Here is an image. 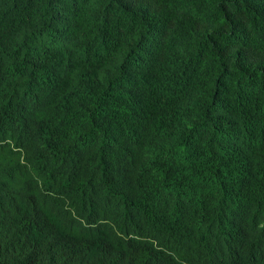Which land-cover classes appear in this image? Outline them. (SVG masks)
I'll return each mask as SVG.
<instances>
[{"label":"trees","instance_id":"16d2710c","mask_svg":"<svg viewBox=\"0 0 264 264\" xmlns=\"http://www.w3.org/2000/svg\"><path fill=\"white\" fill-rule=\"evenodd\" d=\"M0 264H264V0H0Z\"/></svg>","mask_w":264,"mask_h":264}]
</instances>
